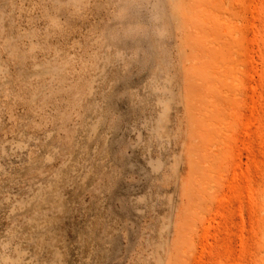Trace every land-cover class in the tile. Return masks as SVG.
<instances>
[{
    "label": "rangeland",
    "instance_id": "1",
    "mask_svg": "<svg viewBox=\"0 0 264 264\" xmlns=\"http://www.w3.org/2000/svg\"><path fill=\"white\" fill-rule=\"evenodd\" d=\"M0 264H264V0H0Z\"/></svg>",
    "mask_w": 264,
    "mask_h": 264
}]
</instances>
